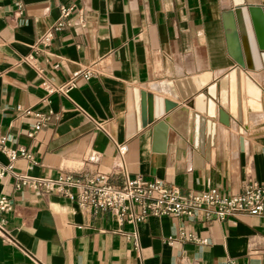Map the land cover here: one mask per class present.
<instances>
[{
	"label": "crops",
	"instance_id": "0c3cea01",
	"mask_svg": "<svg viewBox=\"0 0 264 264\" xmlns=\"http://www.w3.org/2000/svg\"><path fill=\"white\" fill-rule=\"evenodd\" d=\"M235 1L0 0V139L5 149L28 155L13 161V173L101 174L117 187L140 175L183 194L211 187L228 196L264 185V68L243 70L260 91L259 110L247 112L245 129L230 116L227 126L220 123L216 106L207 158L162 118L137 130L129 111L134 89L189 109L180 90L205 88L241 68ZM244 3L264 7V0ZM61 7L70 9L67 24L52 31L48 45L38 43ZM94 63L98 77L77 79L63 93L40 86L37 71L59 87ZM7 163L0 147V164ZM0 197L12 204L0 220L18 246L0 239V264H264L260 216L120 224L109 210L16 188L12 177L0 179ZM189 231L195 240L179 237Z\"/></svg>",
	"mask_w": 264,
	"mask_h": 264
},
{
	"label": "built area",
	"instance_id": "2783aa9c",
	"mask_svg": "<svg viewBox=\"0 0 264 264\" xmlns=\"http://www.w3.org/2000/svg\"><path fill=\"white\" fill-rule=\"evenodd\" d=\"M70 15V9L61 7L60 16L55 25L40 37L38 43L48 45L52 39V31L58 30ZM31 57H26L23 62L30 63ZM97 63L73 72L69 79L59 87L52 86L43 79L40 71L37 77L41 79V88L47 93H63L65 89L75 84L77 79L88 81L98 77L100 71ZM56 67V65H55ZM29 111H22L28 114ZM41 127V121L33 125V134ZM5 139H0V147L8 159L6 165L0 164V179L12 177L16 188L27 187L44 192H56L74 200L80 207H87L95 211L109 210L113 212L120 224L143 223L148 218H186L194 219L201 216L205 221H222L245 213L260 216L264 223V185L253 184L244 188L236 195H222L216 189L207 187L204 190L183 194L177 187L167 186L158 179L147 180L137 175L126 178L124 183L117 187L111 185L108 178L101 174L64 175L55 179L34 178L27 175L13 173V161L18 157L28 158L22 150L5 149ZM12 204L6 197H0V213L12 211ZM181 239L195 240V235L189 232H181ZM0 239L3 243L18 247L5 228V220H0ZM131 241L136 246V235H131ZM28 256V255H27Z\"/></svg>",
	"mask_w": 264,
	"mask_h": 264
},
{
	"label": "water",
	"instance_id": "95a60500",
	"mask_svg": "<svg viewBox=\"0 0 264 264\" xmlns=\"http://www.w3.org/2000/svg\"><path fill=\"white\" fill-rule=\"evenodd\" d=\"M234 5L242 55L241 68L232 69L205 88L204 84H198L185 92L180 90V99L189 101V109L132 90L129 111L130 115L133 114L137 130L162 118L163 123L173 125L199 154L207 158L213 144L214 125L211 120L215 119L216 106L220 108V123L227 126L230 116L241 129L246 128L247 112L259 110L260 91L243 70L259 71L264 68V7L245 5L244 0H236ZM177 85L179 87L180 83Z\"/></svg>",
	"mask_w": 264,
	"mask_h": 264
}]
</instances>
